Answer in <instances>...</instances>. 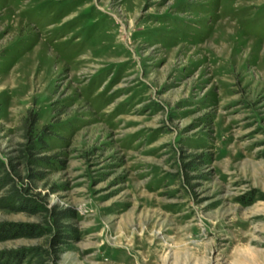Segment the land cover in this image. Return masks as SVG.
Instances as JSON below:
<instances>
[{
	"label": "rangeland",
	"instance_id": "rangeland-1",
	"mask_svg": "<svg viewBox=\"0 0 264 264\" xmlns=\"http://www.w3.org/2000/svg\"><path fill=\"white\" fill-rule=\"evenodd\" d=\"M2 227L0 264H264V0H0Z\"/></svg>",
	"mask_w": 264,
	"mask_h": 264
},
{
	"label": "trees",
	"instance_id": "trees-1",
	"mask_svg": "<svg viewBox=\"0 0 264 264\" xmlns=\"http://www.w3.org/2000/svg\"><path fill=\"white\" fill-rule=\"evenodd\" d=\"M2 232H0L1 234H0V240H2V239H4V238H6V237H8V235H5V233L6 234H9V235H11V236H13V237H15V236H18V235H20L21 233L19 232L20 230H15V228H6V227H2L1 229H0Z\"/></svg>",
	"mask_w": 264,
	"mask_h": 264
}]
</instances>
